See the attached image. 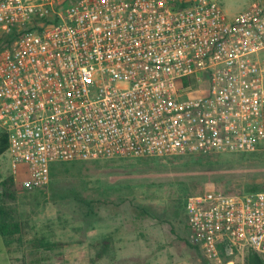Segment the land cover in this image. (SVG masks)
I'll return each mask as SVG.
<instances>
[{
  "label": "built area",
  "instance_id": "1",
  "mask_svg": "<svg viewBox=\"0 0 264 264\" xmlns=\"http://www.w3.org/2000/svg\"><path fill=\"white\" fill-rule=\"evenodd\" d=\"M0 31L18 33L0 49V127L27 190L56 162L264 150L260 2L0 0ZM185 210L212 264L264 258V191L208 189Z\"/></svg>",
  "mask_w": 264,
  "mask_h": 264
},
{
  "label": "rangeland",
  "instance_id": "2",
  "mask_svg": "<svg viewBox=\"0 0 264 264\" xmlns=\"http://www.w3.org/2000/svg\"><path fill=\"white\" fill-rule=\"evenodd\" d=\"M217 1L229 15L248 7L241 0ZM58 167L47 185L27 190L21 186L25 173L13 172L7 152L0 155V190L12 176L6 201L24 223L10 244L19 259L15 264H31L32 244L40 238L61 243L39 248L49 256L41 264H204L203 251L190 239L187 198L208 189L243 193L264 187V150L95 159ZM106 237L111 246L97 259Z\"/></svg>",
  "mask_w": 264,
  "mask_h": 264
},
{
  "label": "trees",
  "instance_id": "3",
  "mask_svg": "<svg viewBox=\"0 0 264 264\" xmlns=\"http://www.w3.org/2000/svg\"><path fill=\"white\" fill-rule=\"evenodd\" d=\"M17 35H18L17 31L10 34L2 35L0 37V49L10 45L15 40ZM192 82L193 80H191L190 78H184L185 84H190ZM8 147H9V138L7 133L2 129L0 131V155L4 154L7 151ZM245 153H253V152H245ZM193 154H202V153H193ZM209 154L211 155L212 153ZM78 161H84V160H75V161H67V162H78ZM63 163L65 162L54 163L51 168V175L55 174V171H57V169L59 168L58 166ZM13 183H14V178L12 176L6 178L1 182V185L4 187V189L2 191L0 190V228L8 247H10V244L13 241V239L15 238L19 239L20 233L24 228V223L19 218V215L14 212V208L8 205L6 201V198L8 196H11L12 194V192L9 191L10 189L9 184H13ZM255 191H264V187H261L259 185H254L249 188L248 192H255ZM38 241H39L38 244L33 242L32 244L33 248L30 250L29 257L31 264H41L43 261L49 258L48 254L42 255L41 252L42 250H39V248L41 249L45 248L44 250L46 251L47 249L50 250L61 244L59 242H51L49 240H46L45 238H40ZM110 246H111V239L109 237L104 238L102 240V246H100V249L96 254V257L97 258L101 257L104 251L107 250ZM203 263L212 264L206 258L204 259ZM246 264H264V258L258 252L254 250H249L246 257Z\"/></svg>",
  "mask_w": 264,
  "mask_h": 264
},
{
  "label": "crops",
  "instance_id": "4",
  "mask_svg": "<svg viewBox=\"0 0 264 264\" xmlns=\"http://www.w3.org/2000/svg\"><path fill=\"white\" fill-rule=\"evenodd\" d=\"M241 1L244 4H246V6L251 5L253 2H260L264 5V0H241ZM9 248L10 247H8V245L6 244L0 228V264H15L19 262V259L17 258L18 256L14 255V253H11Z\"/></svg>",
  "mask_w": 264,
  "mask_h": 264
}]
</instances>
